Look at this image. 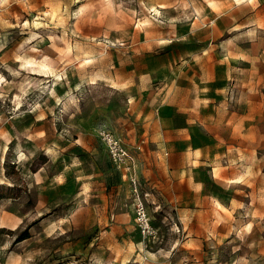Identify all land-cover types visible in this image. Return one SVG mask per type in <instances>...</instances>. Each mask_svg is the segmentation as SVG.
<instances>
[{
	"label": "rangeland",
	"instance_id": "obj_1",
	"mask_svg": "<svg viewBox=\"0 0 264 264\" xmlns=\"http://www.w3.org/2000/svg\"><path fill=\"white\" fill-rule=\"evenodd\" d=\"M0 264H264V0H0Z\"/></svg>",
	"mask_w": 264,
	"mask_h": 264
},
{
	"label": "built area",
	"instance_id": "obj_2",
	"mask_svg": "<svg viewBox=\"0 0 264 264\" xmlns=\"http://www.w3.org/2000/svg\"><path fill=\"white\" fill-rule=\"evenodd\" d=\"M97 133L105 145L112 162L122 171L123 175L126 176L130 182L134 206V220L137 228L146 236H155L157 234V227L153 223L146 202L144 201L148 193H142L140 190L139 179L130 151L111 130L100 127Z\"/></svg>",
	"mask_w": 264,
	"mask_h": 264
},
{
	"label": "crops",
	"instance_id": "obj_3",
	"mask_svg": "<svg viewBox=\"0 0 264 264\" xmlns=\"http://www.w3.org/2000/svg\"><path fill=\"white\" fill-rule=\"evenodd\" d=\"M171 150H173V149H171ZM179 169V168H178ZM184 170V176L186 175L187 177V179H190V176H194V175H196V173H198V176H202V181H199L200 183H199V188L200 189H203L204 188V186H205V181L207 180V177L205 176V174H203V172L202 171H200L199 169H197V170H199V171H194V173L192 172V169L190 168V166H186V168H184L183 169ZM195 170V169H194ZM204 171V170H203ZM190 175V176H189ZM192 178V177H191ZM230 180H232V179H230ZM188 181V180H187ZM191 187V186H190Z\"/></svg>",
	"mask_w": 264,
	"mask_h": 264
},
{
	"label": "bare ground",
	"instance_id": "obj_4",
	"mask_svg": "<svg viewBox=\"0 0 264 264\" xmlns=\"http://www.w3.org/2000/svg\"><path fill=\"white\" fill-rule=\"evenodd\" d=\"M66 52H71L72 50H73V46L69 43V42H67L66 43ZM45 59V58H44ZM33 61V60H32ZM37 61V60H36ZM29 63H32V62H30V61H28ZM34 63L36 64V62L34 61ZM39 67H42V68H48L47 66V64L44 62V61H41V62H39ZM47 152L48 153H51L52 152V149L51 148H48L47 149Z\"/></svg>",
	"mask_w": 264,
	"mask_h": 264
},
{
	"label": "trees",
	"instance_id": "obj_5",
	"mask_svg": "<svg viewBox=\"0 0 264 264\" xmlns=\"http://www.w3.org/2000/svg\"><path fill=\"white\" fill-rule=\"evenodd\" d=\"M27 235L28 234H26V233H23L19 238H18V240H21V239H23V238H25V237H27Z\"/></svg>",
	"mask_w": 264,
	"mask_h": 264
}]
</instances>
